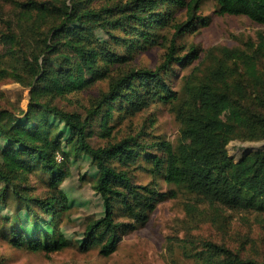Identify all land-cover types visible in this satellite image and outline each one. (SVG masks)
<instances>
[{
	"label": "trees",
	"instance_id": "1",
	"mask_svg": "<svg viewBox=\"0 0 264 264\" xmlns=\"http://www.w3.org/2000/svg\"><path fill=\"white\" fill-rule=\"evenodd\" d=\"M202 1L108 0L97 8L81 0H13L20 11V25L17 30L11 19L2 21L5 28L0 30L4 48L0 52V79L12 76L30 88V96L21 116L0 111V134L7 141L0 148V205L10 207L8 198L14 196V210L24 211L34 222L29 234L19 224L18 212L13 217H3V232L13 245L49 253L70 243L62 234L38 223L49 219L50 226L71 204L61 188L64 176L71 172L63 146L64 133L52 126L50 116L59 118L72 130L77 143L99 170L93 188L103 199L104 214L88 220L79 244L84 251L97 245L101 254H112L123 237L144 226L157 203L169 195L153 181L133 180L131 167L151 146L164 152L151 157L152 174L162 173L168 183L182 186L201 199L196 205L187 203L189 211L195 212L201 202L264 212V148L251 150L238 160L228 149L235 137L264 138V36L245 47H222L214 63L203 71L196 66L184 75L181 93L171 83L174 62H191L200 55L195 45L185 54H177L176 36L195 24ZM165 3L185 7L187 18L177 20L174 11L163 8ZM218 4L221 14H243L264 24V0H218ZM202 21L208 23L206 19ZM131 23L148 27L143 32L146 42L157 41L158 32L154 29L160 27H173L176 36L169 40L165 56L155 68L131 67L111 74L100 67L101 61L121 64L129 55L117 52L107 43L99 52L94 28ZM37 49L45 54L42 60L33 55ZM99 78H108V89L93 98L85 112L67 110L55 102ZM218 100L228 105L226 119L214 108ZM156 101L173 106L181 123L177 144L163 139L149 146L137 135H113L110 121L114 118V102L134 114ZM96 121L106 138L104 144L91 141L90 127ZM59 153L63 162L58 160ZM33 170L46 177L51 193L41 196L30 194L26 188L21 191L22 183L28 181ZM214 213L200 207L202 219L207 214V220L221 217L218 210ZM104 223L112 228L107 238L97 234ZM198 243L202 249L193 253L196 264H264L226 243L213 239Z\"/></svg>",
	"mask_w": 264,
	"mask_h": 264
},
{
	"label": "rangeland",
	"instance_id": "2",
	"mask_svg": "<svg viewBox=\"0 0 264 264\" xmlns=\"http://www.w3.org/2000/svg\"><path fill=\"white\" fill-rule=\"evenodd\" d=\"M81 1L98 8L108 0ZM168 7L174 11V17L177 20L182 21L187 18L185 7L171 6L170 3L163 5V8ZM198 14L201 19L199 17L193 26L177 36L171 26L154 29L158 32V39L150 42H146L143 35V32L148 30L147 26L131 23L124 27L121 25L117 28H106L97 25L93 36L97 39L96 47L99 52L102 50V45L107 43L117 52L129 55L125 63L107 64L105 60H102L100 67H105L109 73L116 75L131 67L155 68L163 60L169 40L176 36L177 54H185L192 45L196 46L200 54L191 62L183 60L172 64L171 83L174 89L181 93L184 75L190 73L196 66H200V70L203 71L205 66L214 63L220 56L222 47H245L248 42L257 43L260 35L264 36L263 23L256 22L243 14L219 13L218 0H203ZM19 15L20 11L15 7L13 0H0V30L5 28L2 21L6 19H11L14 27L19 30ZM202 19L208 20V23L204 24ZM36 38L39 39L38 36ZM3 51L4 48L0 44V52ZM40 54V49L33 52L34 57L42 60L45 54ZM108 86V78H99L83 89L57 98L55 102L64 109L85 112L93 98L100 96L108 89ZM29 89L12 76L1 78L0 111L7 110L21 116L29 103ZM214 108L223 119L227 118L229 108L226 103L218 100L214 103ZM112 110L114 118L110 121V125L113 126V135L120 138L137 135L140 141L149 146L163 139L177 144L181 123L177 120L170 103L152 102L144 109L131 114L120 102H114ZM49 121L57 131L64 133L63 146L71 172L64 176L61 188L67 194L71 204L68 210L60 212L57 218H54L50 226L49 219H41L38 223L46 229L62 234L70 243L62 250L49 253L45 250L35 251L13 245L7 233L3 232L6 228L2 227L4 216L13 217L18 212L14 210L17 199L12 196L8 198L11 202L10 207L0 205V264H196L193 253L202 249L201 244L199 246L198 243V240L202 239L226 243L241 251L242 254L264 262V212L212 206L201 202L195 212L189 211L186 204L196 205V201L201 199L182 186L168 183L162 173L152 174L149 169L151 157L164 155L163 150L155 146L144 151L139 162L131 167L132 177L137 183L153 181L169 195L157 203L144 226L132 230L123 237L112 254L107 256L101 254L97 245L89 250H82L79 244L83 240L88 220L99 218L104 214L103 199L93 188L99 170L92 157L77 143L70 128L57 117L50 116ZM90 128L93 131L92 143L104 144L106 138L101 135L99 121L94 122ZM6 143L7 141L0 134V148ZM261 148H264V138L235 137L228 144L229 153L236 160L251 150ZM58 160L64 161L60 153ZM1 186L0 181V188ZM23 188L28 189L30 194L41 196L51 193L46 177L36 170L31 171L28 181L22 183L21 191L25 192ZM200 207L207 208L212 214L218 210L221 217H212L211 220H207L209 216L207 214L202 219ZM18 213L20 214L19 224L21 223L27 232L32 234L33 220L24 211ZM97 234L107 238L111 236L112 228L104 223Z\"/></svg>",
	"mask_w": 264,
	"mask_h": 264
}]
</instances>
